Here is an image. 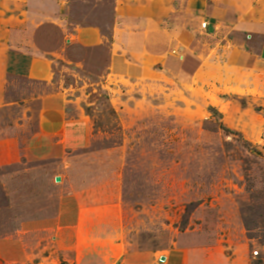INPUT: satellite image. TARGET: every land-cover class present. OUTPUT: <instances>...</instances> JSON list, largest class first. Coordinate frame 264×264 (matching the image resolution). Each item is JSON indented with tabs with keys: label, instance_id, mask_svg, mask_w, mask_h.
Returning <instances> with one entry per match:
<instances>
[{
	"label": "rangeland",
	"instance_id": "374dc122",
	"mask_svg": "<svg viewBox=\"0 0 264 264\" xmlns=\"http://www.w3.org/2000/svg\"><path fill=\"white\" fill-rule=\"evenodd\" d=\"M203 1H22L23 41L54 63L48 82L7 78L0 264H69L79 239L77 221L58 220L68 208L103 237L84 252L125 245L117 264H163L192 238L213 249L211 261L227 257L231 240L249 264H264V244L250 238L259 232L249 234L241 214L264 205V76L242 94L223 90L221 47L233 33L221 23L213 33L202 28ZM126 36H160L161 47L116 45ZM118 57L124 63L115 65ZM185 64L193 71L181 74ZM206 64L214 73L202 79ZM43 99L58 101L67 127L37 139ZM32 138L42 155H27Z\"/></svg>",
	"mask_w": 264,
	"mask_h": 264
},
{
	"label": "crops",
	"instance_id": "0c3cea01",
	"mask_svg": "<svg viewBox=\"0 0 264 264\" xmlns=\"http://www.w3.org/2000/svg\"><path fill=\"white\" fill-rule=\"evenodd\" d=\"M22 1L0 0V106L4 102L8 77L29 78L39 82H48L53 72V57L39 55L37 45L28 43L27 40L23 41L21 29L24 22L21 15L23 10H25V5H23ZM211 1L204 0L202 2L201 7L205 15L204 18L208 19L209 22L207 29L202 28L205 31L210 30L213 33L217 27L216 24L221 23L228 29H231L233 33L232 41L227 40V44L221 47L220 72L223 90L231 94H242L245 92L244 88L247 86L254 89L257 77L264 76V0ZM246 33H250L249 40L244 39L247 35ZM94 36L90 33L85 34L83 37L84 43L87 45L92 44ZM78 37L79 34L77 35V40ZM159 37L157 36L155 40L148 36H141L139 37L140 40H137L139 44L135 40L131 41L130 36H126L124 40L121 38L119 41L117 39L115 41L116 45L124 44L126 49L133 52H138L141 45L142 47L146 45L155 51L161 47ZM99 41V38H95L94 45L99 43ZM46 52L48 51H44L43 53ZM114 62L115 65L124 63L119 57ZM190 71H193V66H186L185 64L181 74ZM201 72V78L208 79L214 73V66L206 64V68ZM262 88L260 87V89ZM43 104L45 105L43 113L47 114L41 118L43 131L36 137L37 139L51 138L56 135L54 133H57L58 130L67 127L66 123L63 124L61 122L59 114L61 106L58 101L43 99ZM211 107L214 109L213 106ZM246 128L251 133L249 136H255L256 131L254 129ZM239 129L248 135L244 130ZM34 139L30 140V143L34 141L33 146H31L34 148L30 147L26 153L27 155L37 157L42 155L44 150L41 145H37ZM85 219L83 211L78 214L77 210L74 211L71 208L64 211L62 209L59 215V221H77L76 236L79 239L78 246L75 249L76 254L74 257L69 258V264H117L126 252L125 245L121 243H115L111 252H107L104 249H100L101 251L84 252L87 245H96V247H102L103 245V237L97 229L86 232L85 228L80 227ZM94 219L92 218L91 220L95 221ZM82 236L87 238L86 241L83 239V242H85L82 247L83 250L80 247ZM193 242H195L194 238L176 243L173 249L165 256H162L165 258L163 264H249V261H246L244 256H239L237 252L239 249L238 244L235 245L231 240L227 241L228 246H226L228 251L231 252L228 253L227 257L224 256L219 263L214 258V261H211V254L213 257V249L211 247L201 246V248H196ZM104 243L106 242L104 241Z\"/></svg>",
	"mask_w": 264,
	"mask_h": 264
},
{
	"label": "trees",
	"instance_id": "16d2710c",
	"mask_svg": "<svg viewBox=\"0 0 264 264\" xmlns=\"http://www.w3.org/2000/svg\"><path fill=\"white\" fill-rule=\"evenodd\" d=\"M211 110V109H210ZM213 111V110H211ZM216 114V113H214ZM228 133H232L229 129H226ZM241 214L243 215V220L245 227L249 234L252 231H258L256 235H250V238H259L260 243L264 244V205L262 206H251L247 209L241 210ZM250 214L251 220L246 219L245 215ZM250 221V225L249 222Z\"/></svg>",
	"mask_w": 264,
	"mask_h": 264
},
{
	"label": "built area",
	"instance_id": "2783aa9c",
	"mask_svg": "<svg viewBox=\"0 0 264 264\" xmlns=\"http://www.w3.org/2000/svg\"><path fill=\"white\" fill-rule=\"evenodd\" d=\"M202 27L204 28V29H207V27H208V22H203V24H202ZM255 253H257V252H255Z\"/></svg>",
	"mask_w": 264,
	"mask_h": 264
},
{
	"label": "water",
	"instance_id": "95a60500",
	"mask_svg": "<svg viewBox=\"0 0 264 264\" xmlns=\"http://www.w3.org/2000/svg\"><path fill=\"white\" fill-rule=\"evenodd\" d=\"M56 181H60V178L59 177H57L56 178ZM165 260V258L164 257H162V261H164Z\"/></svg>",
	"mask_w": 264,
	"mask_h": 264
}]
</instances>
